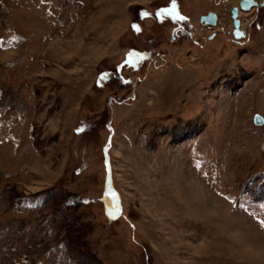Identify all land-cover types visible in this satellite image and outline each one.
I'll return each mask as SVG.
<instances>
[{
	"label": "rangeland",
	"instance_id": "obj_1",
	"mask_svg": "<svg viewBox=\"0 0 264 264\" xmlns=\"http://www.w3.org/2000/svg\"><path fill=\"white\" fill-rule=\"evenodd\" d=\"M240 1L0 0V264H264V5L237 38Z\"/></svg>",
	"mask_w": 264,
	"mask_h": 264
},
{
	"label": "water",
	"instance_id": "obj_2",
	"mask_svg": "<svg viewBox=\"0 0 264 264\" xmlns=\"http://www.w3.org/2000/svg\"><path fill=\"white\" fill-rule=\"evenodd\" d=\"M260 5L259 0H241L239 2L238 6L233 7L232 9V17L234 20V25L236 28L235 36L237 38H241L242 36H245V31L240 30L241 20L239 19V14L241 11L248 12L254 7H258ZM261 5H264V0ZM200 21L204 25H210V26H216L218 25V15L216 12L211 11L203 16H201ZM258 123H262V118L257 119Z\"/></svg>",
	"mask_w": 264,
	"mask_h": 264
},
{
	"label": "snow or ice",
	"instance_id": "obj_3",
	"mask_svg": "<svg viewBox=\"0 0 264 264\" xmlns=\"http://www.w3.org/2000/svg\"><path fill=\"white\" fill-rule=\"evenodd\" d=\"M160 13L161 14H163V13H171V14H174L176 17H178L181 20L186 19V17H183V16L179 15L178 12H176V3H175V0H173L172 7L170 9H168V8L161 9L160 10ZM142 15L143 16H148L149 13L148 12H143ZM133 28L136 31H139L140 30L139 26L136 25V24H133ZM132 55L140 56V55H143V54H140V53H130V56H132ZM261 223H264V221H261Z\"/></svg>",
	"mask_w": 264,
	"mask_h": 264
},
{
	"label": "flooded vegetation",
	"instance_id": "obj_4",
	"mask_svg": "<svg viewBox=\"0 0 264 264\" xmlns=\"http://www.w3.org/2000/svg\"><path fill=\"white\" fill-rule=\"evenodd\" d=\"M259 2H260V1H259ZM238 5H239V4H238ZM260 5H261V4H260ZM260 5H259V6H260ZM259 6H258V7H259ZM239 28H240V30H241V26H240ZM236 31H237V30H236L235 25H234V30H233L234 36H235ZM241 31H242V30H241Z\"/></svg>",
	"mask_w": 264,
	"mask_h": 264
},
{
	"label": "trees",
	"instance_id": "obj_5",
	"mask_svg": "<svg viewBox=\"0 0 264 264\" xmlns=\"http://www.w3.org/2000/svg\"><path fill=\"white\" fill-rule=\"evenodd\" d=\"M32 205H33V204H32ZM32 205H30V206H32ZM40 206H41V204H40ZM40 206H39V205H38V206H35V205H34V206H32V207L35 208V207H40Z\"/></svg>",
	"mask_w": 264,
	"mask_h": 264
},
{
	"label": "bare ground",
	"instance_id": "obj_6",
	"mask_svg": "<svg viewBox=\"0 0 264 264\" xmlns=\"http://www.w3.org/2000/svg\"><path fill=\"white\" fill-rule=\"evenodd\" d=\"M252 10V9H251Z\"/></svg>",
	"mask_w": 264,
	"mask_h": 264
}]
</instances>
